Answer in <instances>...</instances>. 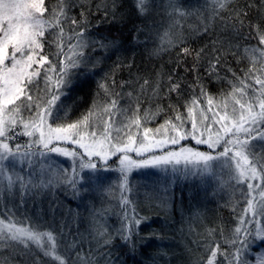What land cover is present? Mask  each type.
I'll use <instances>...</instances> for the list:
<instances>
[{"label": "snow or ice", "instance_id": "1", "mask_svg": "<svg viewBox=\"0 0 264 264\" xmlns=\"http://www.w3.org/2000/svg\"><path fill=\"white\" fill-rule=\"evenodd\" d=\"M76 6L73 0H56L52 7L46 0H0V264H102L98 256L106 261L102 249L115 239L106 228H95L94 234L89 233L91 239L82 234L78 238L63 213L56 221L60 205L54 200L48 205L51 223L29 215L27 207L61 187L80 196L82 173L100 170L94 158L107 165L113 156L121 179L115 190L108 188L105 193L116 199L118 192L125 209L133 204L128 177L134 169L156 168L183 179L215 177L220 188L230 193L225 206H231L235 225L206 229L202 239L193 241L196 254L191 264H247L249 238L264 240V47L246 48L250 65L237 73L224 58L222 49L231 51L225 42L213 41L211 47L195 51L183 40L177 44L165 31L161 48L152 54L158 55L165 45L179 46L180 54L194 58L188 71L198 73L203 66L208 77L226 82L220 96L214 97L198 77L196 84L188 85L198 87L191 99L183 105L169 103L165 109L159 101L173 93L178 98L183 95L184 85L172 74L164 82L159 74L155 79L130 74L129 79L118 80L114 72L106 73L97 82L87 111L69 121L70 105L62 98L69 95L77 70L90 71L100 62L90 52L112 50L115 55L123 50L115 39H90L91 9L81 5L76 17L72 15ZM154 6L151 0H132L139 16ZM227 6L229 0H213V16ZM254 6L258 19L251 16ZM117 7V0H112L113 17ZM108 11L105 5L106 16ZM165 11L172 28L191 14L180 0H168ZM233 13V24L225 27L235 29L238 23L243 29L247 22L264 45V0L246 3ZM203 31L208 32L207 24ZM117 60L114 69L132 67ZM162 112L163 122L150 127ZM133 153L141 159H134ZM56 156L69 158L71 169L58 167ZM152 199L167 208L163 195ZM132 212V217L124 213L126 223L116 236L134 248L133 226L144 218L135 208Z\"/></svg>", "mask_w": 264, "mask_h": 264}, {"label": "trees", "instance_id": "2", "mask_svg": "<svg viewBox=\"0 0 264 264\" xmlns=\"http://www.w3.org/2000/svg\"><path fill=\"white\" fill-rule=\"evenodd\" d=\"M155 5L144 16H139L132 9V0H117L118 7L113 17L110 5L112 0H73L77 6L72 9V15L79 17L82 10L91 9L87 14V27L90 39L100 37L117 40L123 50L113 55L112 50L105 52L97 49L90 52L93 60L99 59L94 69L85 71L77 70L73 78V84L68 89L69 95L63 97L65 103L70 105L66 117L69 121H75L84 114L92 103L97 92V82L106 73L115 74L116 78L129 79L142 75L155 79L157 74L167 81V76L172 74L174 79H179L184 85L183 95L177 97L173 93L170 98L159 101L162 108H167L169 103L183 105L197 88L189 87L197 83V79L203 82L205 88L214 96H220L226 89V82L208 77L203 66L198 73L188 71L193 66L192 56L180 54L179 46L167 47L158 55H153L154 49L161 48V37L165 31L170 32L174 42L178 44L183 40V45L191 50L198 51L203 47H211L213 41L225 42L231 51L222 49L228 65L237 73L250 65V60L245 53L246 48L264 47L258 43L255 29L249 30L247 22L243 29L239 24L236 28L225 27L233 24V9L242 7L246 3H259L261 0H229V6L218 10L219 16H213V0H180L184 8L191 13L180 18L177 27H170L173 23L165 7L168 0H151ZM52 7L56 0H46ZM100 10H96V6ZM109 6L107 16L104 6ZM253 19L259 18V10L254 6L251 9ZM219 17H223L221 20ZM207 24L208 32L203 29ZM139 29V32L136 30ZM239 32V34H237ZM231 41L228 44V41ZM220 43L216 47H220ZM47 51V47H46ZM111 57V59H109ZM119 61L123 64H131L132 67H120L114 69ZM224 73L222 72L221 75ZM231 75L230 73L228 74ZM156 101L152 102L153 108ZM146 103L144 107H148ZM166 118L161 113L149 126L156 127ZM200 150H206L203 145L197 146ZM207 151V150H206ZM56 159V158H55ZM58 160V159H56ZM96 163L100 167L99 175L84 174L81 181V195L74 196L71 190L63 187L57 188L53 195L42 197L27 207L29 215L39 217L42 221L51 223L48 205L55 201L60 205L56 214V221L60 222L61 213L64 219L71 225L73 235L82 234L91 239L89 233L94 234L95 228H106L115 239L110 247L102 249L107 254V260L101 259L102 264H191L196 254V244L193 241L202 239L206 235V229L216 228L221 224L234 226L235 218L231 206H225L230 193L222 190L213 176H189L187 179L173 176L172 173H163L156 169H144L137 171L130 177L129 185L132 189L130 204L127 209L119 203L117 198L106 195L105 190H115L120 182L121 175L108 173L107 167ZM58 164V163H57ZM107 166V165H106ZM58 167L59 164H58ZM103 174V175H100ZM165 189H167L165 193ZM157 195H163L167 200V208L158 207V200L152 199ZM142 219L141 224L133 226L136 237V246L133 248L122 242L116 236L117 231L126 223L124 213L133 216L132 209ZM78 230V231H77ZM95 245V240L92 241ZM202 252L203 249H200ZM247 264H262L264 262V240L249 238L248 248L245 254Z\"/></svg>", "mask_w": 264, "mask_h": 264}, {"label": "rangeland", "instance_id": "3", "mask_svg": "<svg viewBox=\"0 0 264 264\" xmlns=\"http://www.w3.org/2000/svg\"><path fill=\"white\" fill-rule=\"evenodd\" d=\"M21 140H26L27 138L26 137H21L20 138ZM185 143H187V142H185ZM191 146H195V147H197L196 145H191ZM200 146V145H199ZM65 147H69L70 149H73V150H77L76 149V146L75 145H65ZM205 148H206V146H204ZM197 148H199V147H197ZM206 150H208L207 148H206ZM206 150H204V151H206ZM130 155H132V157L134 158V159H141V157H136L135 156V154L133 153V154H130ZM56 159H58L57 160V163L59 164V166L60 167H64V168H68V169H71V167H72V161L69 159V158H66V157H60V156H56L55 157ZM98 159H95L94 158V160H93V162H95L96 163V161H97ZM100 165L102 166V167H107V169H109V172H107L106 174H108V173H113L114 175H120V173L116 170L118 167H119V162H118V160H117V158L115 157V156H113L111 159H109V161H108V164H107V166L106 165H104L101 161H100ZM147 169H150V168H146V170ZM151 169H156V168H151ZM142 170H144V169H134L130 174H129V177L131 176V175H133L135 172H137V171H142ZM156 170H159V169H156ZM98 172H101V171H97V172H95V173H93V172H91V171H88V170H85L83 173H82V175H84V174H92V175H99V173ZM170 172V171H169ZM171 173V172H170ZM100 175H103V174H100ZM192 177H194V176H192Z\"/></svg>", "mask_w": 264, "mask_h": 264}]
</instances>
